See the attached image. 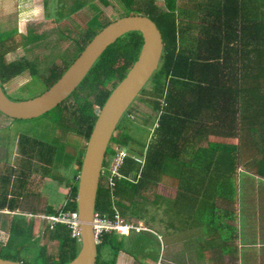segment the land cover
<instances>
[{"label":"trees","instance_id":"1","mask_svg":"<svg viewBox=\"0 0 264 264\" xmlns=\"http://www.w3.org/2000/svg\"><path fill=\"white\" fill-rule=\"evenodd\" d=\"M118 1L125 10L120 17L133 14L147 16L156 24L161 33L162 57L158 70L150 79V83L154 86V100L150 102L152 111L155 112V127L153 125V128H149L152 131L150 130L146 144H140L132 135L130 137L125 132L126 127L119 132L118 137L112 138V142L117 146L126 148L128 157L120 168L121 177L115 179L112 191L106 185V170H103L96 196L95 211L100 216L111 220L116 210L120 216L128 220L134 216L143 219L139 213L148 196L143 197L141 194L148 187H153L160 176L167 174V169L173 166L175 172L177 167L188 168L183 176H207V165H202V158L192 151V147L197 144L199 136L207 135L210 124L216 125L218 134L206 137L223 140L227 137L237 138L239 118L248 117L249 119V116L256 112L257 102L260 104L264 100V0ZM158 1H162L166 8H159L156 4ZM102 2L105 5L108 4L105 1ZM178 8L200 15L199 19L202 22L196 35L186 36L183 33L177 21ZM260 17L261 25L257 28L256 21L260 20ZM110 22H103L101 17L95 14L87 22V42ZM252 29L258 47H250L245 41V37L251 35ZM142 42L139 32H129L108 46L76 88L75 93L73 92L72 96L70 95L53 109L57 114L53 116L55 119L50 129L45 128L40 134L41 131L37 130V126L32 130L28 127L19 128L16 136L17 154L23 159V167L31 166L32 160H35L40 168L44 169L46 175L44 178L48 177L58 183L66 181L67 185L72 187L69 191V198L59 210L50 206H44V208L31 206L28 214L32 217H28L30 219L25 217L27 219L25 220L24 216L17 215L16 212L23 214L22 211L17 210L21 209L22 196L34 195L28 190L29 187L37 185L30 179L29 175L32 170L25 168L18 171L20 176H15L16 179L13 180L12 176H9L10 172L5 169V176H0V183L3 186L2 196H5L0 200V210L10 211L12 217L7 227L9 237L5 246L15 239H30L32 242L30 245L37 248V264H67L78 254L80 242L77 238L71 237L67 226L61 223L51 225L44 219H37L43 225L35 229L32 219L37 215L53 216L61 212L76 211L77 179L72 185L70 177L56 176V171H61L74 164L77 166L74 174H78L82 161L79 156L81 155L79 141L67 136L64 142L60 135H56V131L59 130L61 134L77 132L79 136H84L88 140L97 118L93 107L96 105L97 112H99L112 90L137 60ZM15 43V31L0 33V85L2 87L25 68L21 63L12 65L4 59V54L13 50ZM241 45L248 48L243 50ZM62 72L63 69L52 68L49 71V77L44 81L37 77L34 80H38L37 82L42 85L44 83V87L47 88ZM144 91L145 89L142 90L140 96ZM247 93L248 98H241L240 101V96ZM242 102L245 104L239 108ZM132 110L131 104L124 114L131 124L134 123V117L130 115L133 113ZM210 119L211 121L206 122ZM136 120H138L137 116ZM28 130L48 137L49 141L36 138ZM74 141H78V144L75 145ZM211 141L214 142L211 145L214 144L215 149L221 150L222 157L234 150V147L231 148L226 143ZM133 146L139 151H133ZM201 151L203 152L202 148L199 149V153ZM111 152L115 153L113 150ZM131 156L140 161L134 160ZM187 156L188 159L185 158ZM193 156L198 158L192 159ZM253 156H257L258 161L245 166H251L259 176L264 177L263 153L262 155L253 153ZM235 162L243 164L244 160L242 161L237 155L232 158L223 157L221 163H216L214 166L217 173L210 176H218L221 165L226 164L227 167ZM106 168L103 167V169ZM131 178H137V181ZM25 188L26 191H24ZM15 190L20 192L19 195H15ZM152 201L153 204H158L156 198ZM13 212L15 214H12ZM37 234L40 235L35 236ZM141 237L142 234L136 237L137 243L145 240ZM117 238L118 235L113 232L102 236L101 242L97 245L96 264H113V259L121 248V242ZM40 239L42 244L38 245ZM51 242L57 243V255L47 252L48 244ZM137 247L145 248L143 245ZM0 252H2L1 246ZM101 252L114 255L112 261L107 262L101 259L99 256ZM150 256L151 254L148 258ZM0 258L22 262L12 256L0 255Z\"/></svg>","mask_w":264,"mask_h":264},{"label":"rangeland","instance_id":"2","mask_svg":"<svg viewBox=\"0 0 264 264\" xmlns=\"http://www.w3.org/2000/svg\"><path fill=\"white\" fill-rule=\"evenodd\" d=\"M102 1H105V3L108 4L105 5ZM76 2L84 4L82 5V15L79 14V10H77V20H68L65 19V17L58 22L54 21V19L61 18L59 17V15H63L67 12L69 13V11L72 10L73 4ZM156 4L161 9L166 8L162 1H158ZM78 8H80V5H78ZM85 9L86 11H84ZM74 11L75 10H72L71 13ZM124 11V7L119 4L118 0H0V33L3 31L18 29L21 34H26L27 30H34V32H36L37 34H45L46 37L43 36L41 39L42 42L45 40L44 43L48 44L51 40H54L55 50L52 52H50L51 48H37L36 46L32 47V50L35 53H38L40 56V58L37 59L38 65H40L38 75L44 81L45 78L49 77V69L51 67L56 66L59 68H63V66L65 65V68L61 73L63 74L64 71L77 58L82 49L78 50L79 52L75 51L73 53L74 55H72L68 63L66 60H63V57L60 56V54L63 52L65 54L66 51L72 52V49L76 48V45L83 37V33H85V31L87 30V22H89L95 14H98L103 22H113L118 19L120 15H123ZM177 12V20L182 26H192L195 22H197L193 13L187 12V14H185L180 12V9H178ZM80 15L83 25L81 29L79 27ZM75 29L77 31H75ZM20 41L21 43H23L26 40L20 39ZM87 44L88 42L86 43V45ZM11 52L6 55V62H11L13 61V59L20 57L23 54V48L20 47L13 53ZM66 55L67 54H65V56ZM44 61H46V64L42 65ZM60 75L49 85L48 88H50L56 82ZM37 81L38 80L32 81V78L29 76V74L24 73L21 76H16L8 80L4 88L12 99H28L33 97L34 95V97H36L48 89L47 88L44 90V83L42 85ZM150 82L151 80L144 87V93L139 98L137 97L132 103L133 113H131L130 115L134 117V123L131 124L126 120V116L123 115L113 134L114 136L118 137L119 132L126 127L127 130L125 132L130 137L132 135L140 144L148 143L150 130L152 131V129L149 128H153L155 115V112L152 111V105L150 102L154 100V86ZM37 93L40 94L36 95ZM93 108L95 110V113H97L98 108ZM55 111L56 110H52L44 116L25 122L12 121L10 120V118H7L0 113V176H5V169H7L10 172L9 176H12L13 180H15V176H20L18 174V171L29 168L30 170H32L29 175L31 176L30 179L35 184H37L33 187L28 188L29 193L32 192L34 193V195L31 196L29 194L30 196H22L21 203L19 202L21 209L19 208L17 210L22 211L24 218H28L30 216L28 212H30L29 210L31 206H36L37 208L50 206L54 209L59 210V208L64 205L65 200L69 198V191L72 186H68L66 181H63V183H58L49 179L48 177L44 178V176H46L44 174V169H41L39 163H37L35 160H32L31 166L26 165L27 167H23V159L17 154L16 136L19 128L28 127L32 130L37 126V130H40L41 134L45 128L50 129V127H52V121L55 119V117L53 118V116L57 114V112L54 113ZM136 116L138 120H136ZM31 130H28L31 135H35L38 139L49 141L48 137L42 136L40 134H35L31 132ZM56 133V135H60V138L64 142L66 141L67 136H71L73 139H78L79 152L81 154L79 156H81L82 158L87 142V139L84 136H79L77 132H67L65 134H61L59 130H57ZM78 141H74L73 143L77 145ZM132 149L135 152L139 151V149H136L135 146H133ZM114 155L115 153L113 154V152H111L110 150L109 152H107L104 167L108 168L110 166L113 161ZM170 165L172 166L171 163ZM73 169L74 172L72 171ZM76 169L77 166L71 164L69 167L67 166V168L65 167V169H62L61 171H56V176H65L66 178L70 177L71 183L73 185L78 175L74 174ZM186 169L177 167L176 171L174 172L172 166L171 168L167 169V174H165L164 176L185 175ZM10 170H12L13 173H11L12 171ZM169 170L173 172H169ZM213 172L217 173L216 168H214ZM257 175L258 174L256 173L255 169H253L251 166H245L244 164H240L239 162L229 164L227 165V167L226 164L221 165L218 170V176L230 177L228 188H230V191L232 192L237 191V189L239 188H244V186L246 185V181H244V178H246V176ZM253 180L254 178H252V182ZM154 190V194L149 195L150 197L148 196V199H146V201H144L141 206L143 208L141 209V212L139 214L141 217H143V220H130L136 226H140L142 228L148 227L150 232L143 230V232L140 231V233H130L129 236H126V238L131 237V239L134 240L139 234H142L141 238L145 239L141 242V244L145 248H130V251L133 252V257L136 259V264H139L143 260L141 254L144 252L151 254L153 257H156L157 260L159 259V261H166L163 264H182V260L183 264H187V262L184 261L186 260L185 255L187 254H190L189 259L191 260L192 258L194 264H208L209 260L207 258V254L213 251L212 247H214L217 239H219L220 242L225 243V249L221 250V252L223 254L227 253L228 255H234L236 260L239 261L241 259V253L242 257L245 253V249H241V242L242 244H244L245 242H248L249 244L264 243V229L259 228L257 224H255L254 227H250L249 219L247 218L251 217L254 214L255 208L253 205H248L251 208L244 206L243 197H241L242 210L240 224L234 223L236 217L233 216L232 221L234 225L232 223L224 228L219 227L217 217H214V211H219V213L224 216L225 214L227 215L230 212L229 206L226 207L225 212L220 211L214 207L212 202H208V199L205 198L199 201L198 208L194 206V210L188 204L185 205L184 203L179 205L177 211L174 210V207L172 209H170V207H163L160 209L159 203L163 199L158 195V193L160 194L161 192L159 190V186L156 185ZM24 191H26V188ZM217 192L221 195L222 199H230V196L226 190L218 189ZM15 193V195H19L20 192H17L15 190ZM2 195L3 192L0 190V200L5 197ZM155 198L158 204H153L152 200H154ZM165 210H167L166 213ZM192 210L194 212H192ZM0 211H4L0 212V246L2 250V252H0V255L16 257L17 260H20L27 264H37V248L30 245L32 243L30 242V239H15L7 246L4 245L9 237L7 233V227L10 224L9 222L12 220V217L11 214L8 213L10 211H7V213L5 210ZM4 213L6 214L3 215ZM174 214L182 215L183 222L178 224L180 227H178L176 231V228L171 227L169 229H165L164 220L166 219V217L170 218L173 216L174 218ZM32 219L35 229L41 228L43 224H40V221H38L37 218ZM124 219L126 221H129L128 218L126 219V217H124ZM25 220L27 219L25 218ZM174 222L175 220L173 221V223ZM39 235L40 234H37L35 236ZM118 237H120L119 239L122 241L124 240L125 236ZM183 239H185V244H182ZM177 240L180 243L178 247L176 243ZM192 240H194V242ZM40 244H42L41 239L40 241H38V245ZM236 245L237 250L235 248ZM48 247L49 249L47 252L49 254L57 255L56 242L49 243ZM219 247L220 246H218V248ZM177 254L181 255L179 256L180 258ZM183 255L184 257H182ZM258 255H261L264 258V250L253 248L250 255V260L247 262V264H256V261L253 260ZM99 256L101 259H107V262H111L114 255H110L109 252H101ZM232 259L233 260L231 263L236 264V261H234V257ZM243 261L245 260L243 259ZM152 264H160V262H152ZM262 264H264V259L262 261Z\"/></svg>","mask_w":264,"mask_h":264},{"label":"water","instance_id":"3","mask_svg":"<svg viewBox=\"0 0 264 264\" xmlns=\"http://www.w3.org/2000/svg\"><path fill=\"white\" fill-rule=\"evenodd\" d=\"M129 32H139L142 46L132 67L112 90L100 108L86 142L77 175L76 211L80 249L67 264H96L97 244L93 232L96 196L103 172L105 155L122 116L158 70L163 52L161 33L147 16H123L103 27L84 47L60 78L40 95L21 100L11 99L0 85V113L15 120L38 118L65 101L80 85L90 69L107 49ZM0 264H24L0 258Z\"/></svg>","mask_w":264,"mask_h":264},{"label":"crops","instance_id":"4","mask_svg":"<svg viewBox=\"0 0 264 264\" xmlns=\"http://www.w3.org/2000/svg\"><path fill=\"white\" fill-rule=\"evenodd\" d=\"M180 12L187 14V12H191L188 10H183L181 8ZM177 9V10H178ZM192 13V12H191ZM178 14V12L176 13ZM195 19L197 22L194 23L192 26H182L180 22L178 21L179 26L182 27L183 33L185 35H196L198 29L201 26L200 21V15L198 13H193ZM178 19V18H177ZM222 19V18H221ZM261 25V17L260 20L256 21V27ZM246 43L250 47H258L254 40V32L252 29L251 35L248 37H245ZM242 49L245 50L247 48L243 47L241 45ZM248 83V80L246 81V85ZM264 94V93H263ZM241 98H248V93L240 96ZM245 102H242L239 104V108L243 106ZM213 116V114H212ZM212 118V117H211ZM211 121L208 120L206 122ZM204 122V124L206 123ZM250 122V123H249ZM223 133L226 134V132L223 131ZM217 133V127L214 124H210L208 128L207 135H216ZM206 135V136H207ZM205 135L199 136L197 139V144L192 147V151L200 155V158H202V165H207L208 167V174L207 176H160L159 180L153 185V187H148L145 191L142 192V196H149L154 194V189L156 185L159 186V190L161 191L160 194L158 193L159 197L163 200L159 203V208L163 207H170L172 209L174 207V210L177 211L179 205L184 203L185 205H189L194 210V206L198 208L199 201L203 199H208V202H212L214 207L217 208L220 211L226 210V207H230V212L225 216H222L219 211H214V217H217L219 227L226 228L229 224H232V217L235 216L236 219L234 223L240 224L241 221V210H242V202L241 197L244 198L243 205L251 208L248 205H253L255 208V212L251 217H247L249 219V225L250 227H254L255 224L258 225L259 228L264 229V177H261L259 175L257 176H246L244 178V181H246V185L243 189L239 188L237 191H230V188H228V182H229V176H210L214 174V166L216 163H221V159L226 158L230 156L231 158L235 155L240 157L242 161L244 160V165H248L249 163H254L255 161H258L257 156H253V153H263L264 156V100L259 104L257 102V108L255 114H252L247 118H239V134L237 138L227 137V139H212L210 137H206ZM211 140H215V142L218 143H226L229 147H234V150H232L230 153L224 154L222 157L221 150L215 149L214 143ZM202 148L203 152L201 151L199 153V149ZM188 159V156L185 157ZM198 157L193 156L192 159H196ZM240 162V161H239ZM251 165V164H250ZM140 176H138L139 178ZM252 178H254L252 182ZM133 181H137V178H131ZM232 180V179H231ZM202 186V188H200ZM3 189L2 184L0 183V190ZM218 189H224L228 192L230 199H222L221 195L217 192ZM166 203V204H165ZM165 204V206H164ZM170 204V205H169ZM6 210V209H4ZM192 210V212H194ZM116 214H119V212L116 210ZM167 210H165V213ZM231 213V214H230ZM132 218V219H131ZM130 220H143L139 217H131ZM175 222L173 223V221ZM165 223V229L176 228L180 227L178 224L183 222V216L179 214H174V218L172 217H166L164 220ZM256 222V223H255ZM233 223V225H234ZM174 224V225H173ZM148 229V227H147ZM150 232L148 229L147 232ZM140 235V234H139ZM120 237L117 238L119 242H121V248L119 249L116 257L115 262L116 264H129V260H126L127 256L133 255L131 253L130 248H138L137 246L142 245L141 243H137L138 240L136 238L133 240L131 237L126 238L124 237V240H120ZM182 241V240H181ZM194 242V240H192ZM177 247L180 245L179 241H176ZM196 243V241H195ZM185 244V239H183V243ZM225 243L220 242L219 239L216 240L214 247H212V250L210 253L207 254V258L209 260L208 264H232V258L234 257V261H236V264H247V262L250 260V255L253 248L256 249H262L264 250V243L262 244H249L248 242H245L242 244L240 243L241 249H245L244 256L242 257L241 253V259L239 261L236 260L234 255H228L227 253H222L221 250L224 248ZM218 246H220L218 248ZM237 250V245H236ZM142 258L146 259L150 255L149 253H142ZM178 257L181 256L180 254H177ZM190 254L185 255L184 261L187 262V264H194L193 259H189ZM152 260L158 261L156 257L150 256ZM184 257V255L182 256ZM180 258V257H179ZM243 259L245 261H243ZM263 256L258 255L253 261H256V264H262ZM166 262V261H165ZM183 264V260L181 261ZM174 264V263H171Z\"/></svg>","mask_w":264,"mask_h":264},{"label":"flooded vegetation","instance_id":"5","mask_svg":"<svg viewBox=\"0 0 264 264\" xmlns=\"http://www.w3.org/2000/svg\"><path fill=\"white\" fill-rule=\"evenodd\" d=\"M78 5H80V8H78ZM82 5L84 4H80V3H74L73 6H72V10H75L74 12L71 13V11H69V14L68 12L67 13H64L63 15H59V19H54V21L58 22L62 19H68V20H77V14H78V11L79 10V14H81V11L83 9ZM78 8V9H77ZM86 11V9L84 10ZM69 14V15H68ZM68 15V16H67ZM82 15V14H81ZM81 15L79 16V27L80 29L82 28V19H81ZM85 26H86V23H85ZM76 27V25H75ZM10 31H15V38H16V43H15V48L13 50H9L7 51L5 54H4V59L6 61V55L11 52L13 53L14 51L18 50L20 47L23 48V54L20 56V57H17L16 59H13V61L9 62L7 61V63L9 64H12V65H17V63H21L22 65L25 66V68L23 69L24 71H22L19 75L17 76H21L23 75L24 73H28L29 76L32 78V81L34 80V78L37 77V79L40 78V76L38 75L39 73V69H40V65H38V58H40L39 54L38 53H35L33 50H32V47L33 46H36L37 48H51L50 49V52L54 51L55 50V43H54V40H51L48 44L47 43H44L45 40L42 42L41 39L43 36H45L44 33H41V34H37L36 32H34V30H27L26 31V34H21L19 32L18 29H13V30H10ZM75 31H77L75 29ZM4 32H9V31H3L1 33H4ZM46 37V36H45ZM20 39H25L26 41L21 43ZM87 43V40H86V31L85 33H83V37L82 39L80 40V42H78V44L76 45V48H73L72 49V52H68L66 51L65 54H67L65 56L64 52L60 54V56L63 57V60H66L67 63L69 62V60L71 59L72 55H74L73 53L76 51V52H79L78 50H83L84 46L86 45ZM22 44H26V45H22ZM81 53V52H80ZM47 57V56H46ZM45 57V59H46ZM61 57V58H62ZM46 64V61H44L42 63V65H45ZM47 67V66H45ZM52 68H59V67H56V66H53L51 67L50 69ZM65 68V65L63 66V68H59V69H64ZM49 69V70H50ZM66 71V70H65ZM64 71V72H65ZM31 73V74H30ZM46 79V78H45ZM5 86V85H4ZM5 91V93L8 95L7 91L5 90L4 87H2ZM48 88V87H47ZM46 87H44V90L47 89ZM144 89V88H143ZM142 89V90H143ZM43 92V91H42ZM142 92V91H141ZM141 92L139 93V97H140V94ZM41 93V92H40ZM40 93H37L36 95L40 94ZM9 96V95H8ZM35 96V95H34ZM33 96V97H34ZM10 97V96H9ZM31 97V98H33ZM138 97V98H139ZM29 99V98H28ZM64 102V101H63ZM62 102V103H63ZM71 105V104H70ZM70 105L68 107H70ZM134 105V104H133ZM94 107H97L96 105ZM98 108V107H97ZM95 111V110H94ZM80 113V112H79ZM99 112H97L96 115H98ZM113 137H116L113 135ZM112 137V138H113ZM112 138H111V141H110V145L108 146V149L106 151V155H107V152H109V150H113L115 153H116V149H120L121 147L120 146H117V144H115L114 142H112ZM86 146V145H85ZM85 149V148H84ZM124 149V148H122ZM128 149V148H127ZM126 150V148L124 149ZM105 155V156H106ZM106 158V157H105ZM114 158V157H113ZM132 249H134L133 247H131ZM133 253V252H131ZM134 255H130V256H127L126 257V260H129V264H136V259L133 257ZM107 261V259H106ZM152 262H156V261H153L151 257L149 258H146V259H143L139 264H152ZM157 262H160V264H163L165 261H158ZM113 264H116L115 260L113 259Z\"/></svg>","mask_w":264,"mask_h":264},{"label":"built area","instance_id":"6","mask_svg":"<svg viewBox=\"0 0 264 264\" xmlns=\"http://www.w3.org/2000/svg\"><path fill=\"white\" fill-rule=\"evenodd\" d=\"M126 157H128V154L126 150L120 148L116 149V153L114 155L113 161L110 164V166L106 169H103L106 172L105 181L106 185L110 188L112 191L115 186V179L121 177L120 176V168L123 165ZM134 160L140 161L139 159L135 158L134 156H131ZM7 213V210H5ZM4 212V211H0ZM4 213V214H6ZM11 213V212H8ZM12 214H15L14 212ZM17 215L23 216L21 213H17ZM30 215V214H29ZM29 217H32L30 215ZM35 218L38 220H46L50 222L51 225L54 223H61L70 231V235L72 238H77L79 240V225H78V214L77 211H68V212H61L58 215L53 216H44V215H37ZM147 228H142L140 226H136L131 221H126L122 216L119 214H115L113 216V220L107 219L104 216H100L98 213H95L94 216V222H93V232L95 235L96 244L98 245L101 240L102 236L106 233H115L118 236L126 237L129 236L130 233H140V231L143 232V230H146Z\"/></svg>","mask_w":264,"mask_h":264}]
</instances>
